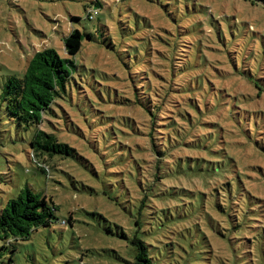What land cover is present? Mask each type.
<instances>
[{
    "label": "rangeland",
    "instance_id": "1",
    "mask_svg": "<svg viewBox=\"0 0 264 264\" xmlns=\"http://www.w3.org/2000/svg\"><path fill=\"white\" fill-rule=\"evenodd\" d=\"M100 1L90 21L94 0H0V92L36 51L72 58L64 38L93 33L45 115L77 155H34L0 98V202L28 186L73 223L0 264H135L134 236L154 264H264V4Z\"/></svg>",
    "mask_w": 264,
    "mask_h": 264
},
{
    "label": "trees",
    "instance_id": "2",
    "mask_svg": "<svg viewBox=\"0 0 264 264\" xmlns=\"http://www.w3.org/2000/svg\"><path fill=\"white\" fill-rule=\"evenodd\" d=\"M252 1L264 4V0ZM114 2L117 3V0ZM93 3L86 7V11L96 10L97 14L88 13L84 17L90 21L98 18L103 7L100 0H94ZM85 38L93 39V33L73 29L64 38L66 50L72 58L62 56L54 47L38 50L29 59L23 73L12 74L1 85V102L6 106L9 116L26 130L33 128L30 148L36 156L58 155L62 158L77 155L74 147L62 141L52 130H47L53 127H45V115L52 111L57 97L67 91V85L78 68L75 57L81 51ZM165 60L169 62L168 58ZM178 68L173 64V75ZM40 163L38 161L37 165L47 175L48 167H43ZM57 210L58 207L51 197L35 192L28 186L5 203L0 202V249L15 250V242L28 239L40 226H50L54 222L62 225L73 224L72 216L69 220L59 219ZM122 236L126 237L125 234ZM132 243L135 247V264H154L150 245L145 240L134 236Z\"/></svg>",
    "mask_w": 264,
    "mask_h": 264
},
{
    "label": "built area",
    "instance_id": "3",
    "mask_svg": "<svg viewBox=\"0 0 264 264\" xmlns=\"http://www.w3.org/2000/svg\"><path fill=\"white\" fill-rule=\"evenodd\" d=\"M88 13H94V14H97V11L96 10H89V12ZM65 221L63 220V223H64Z\"/></svg>",
    "mask_w": 264,
    "mask_h": 264
}]
</instances>
